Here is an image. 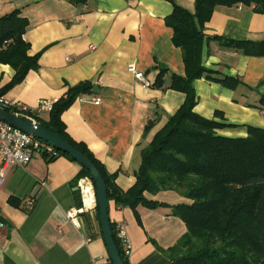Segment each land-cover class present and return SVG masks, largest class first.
<instances>
[{"label": "crops", "instance_id": "1", "mask_svg": "<svg viewBox=\"0 0 264 264\" xmlns=\"http://www.w3.org/2000/svg\"><path fill=\"white\" fill-rule=\"evenodd\" d=\"M193 11L194 0H174ZM18 9L27 19L23 38L28 54H39L35 70L4 93L10 102L35 108L39 100L55 101L67 87L83 81L90 94L79 96L61 115L67 134L83 142L94 157L115 174V183L127 190L135 181L140 150L183 103L184 94L168 88L172 73L183 75L181 50L171 41L164 18L172 12L169 0H0V16ZM201 63L215 71L211 77L237 78L235 89L206 77L194 80L201 117L233 124L219 133L246 135V126L264 129V111L256 105L264 96V55L250 56L221 47L213 36L233 40L264 41V14L243 5L218 6L203 30ZM160 64L164 67L161 68ZM144 74L150 85L137 80L128 66ZM163 74V85L153 86ZM14 70L0 63V88ZM99 98L94 103L92 98ZM220 112L221 116H215ZM48 112L38 114L47 118ZM151 129L143 135L147 121ZM80 165L65 156L46 161L34 153L24 166H10L0 181V264H110L96 209L81 216L74 227L66 210L78 205L75 186ZM40 182H44L40 185ZM38 186L31 210L23 198ZM145 196L169 206L189 203L173 191ZM9 199H13L15 204ZM140 222L129 207L109 201L110 222L125 226L129 264H171L160 249L173 246L185 233L171 207H138Z\"/></svg>", "mask_w": 264, "mask_h": 264}, {"label": "trees", "instance_id": "2", "mask_svg": "<svg viewBox=\"0 0 264 264\" xmlns=\"http://www.w3.org/2000/svg\"><path fill=\"white\" fill-rule=\"evenodd\" d=\"M68 1L77 4L86 0ZM169 1L172 12L164 22L172 30L173 45L181 50L184 74L172 73L168 88L183 93L184 101L140 150L135 181L127 190L116 185L115 174L108 173L83 142H77L67 134L61 120L62 113L79 96L91 93L90 82L67 87L65 93L52 103L46 119L36 112L23 114L85 154L102 175L108 202L113 201L117 207H129L138 222V207H171L172 215L181 219L186 227L173 246L160 249L171 264H264V129L248 125L245 136H226L219 131L234 127L233 124L207 119L193 111L196 103L194 80L204 76L229 89L241 84L233 77H211L215 71L202 65L205 23L218 6L240 4L264 14V0H194L192 12L174 0ZM27 24L18 9L0 16V63L8 64L14 70L11 80L0 88V95L19 84L28 71L38 67L39 54L29 55V44L23 38ZM211 39L223 48L244 55H264V41L233 40L222 36ZM164 72L156 76L153 86L160 88L163 85ZM256 107L264 111V96L259 97ZM4 110L14 112L10 107ZM215 116L220 117V112H215ZM153 124V120L146 122L143 135ZM41 155L46 161L65 156L76 162L59 151L57 156H49L43 151ZM81 176L89 177L88 171L80 165L77 178ZM160 191L176 192L189 203L169 206L145 196V193L154 195ZM9 201L15 204L13 199ZM110 227L122 260L129 264L116 236L115 224L110 222Z\"/></svg>", "mask_w": 264, "mask_h": 264}, {"label": "built area", "instance_id": "3", "mask_svg": "<svg viewBox=\"0 0 264 264\" xmlns=\"http://www.w3.org/2000/svg\"><path fill=\"white\" fill-rule=\"evenodd\" d=\"M128 71L132 72L134 77L144 86L150 85L144 74L135 70L133 65L128 66ZM94 103L99 102V98H92ZM54 101L39 100L35 108H31L21 102H10L3 95H0V108L10 107L14 110L11 112L16 115L26 116L24 112H36L37 114L48 112ZM46 152L49 156H57L58 151L50 144L34 138L32 135L24 133L13 127L5 121L0 120V181L2 180L5 170L10 166H24L33 157L34 153ZM44 182H40L43 185ZM75 186L79 194V204L66 210L68 221L76 228L80 227L81 216L84 212L95 210L97 203L95 197L94 186L88 176H81L76 179ZM38 186L33 188L32 192L23 198V206L26 210H31L35 201ZM2 224H0V227ZM116 236L119 239L125 256L130 254V245L126 233L125 226L122 222L115 224ZM91 264H97L92 261Z\"/></svg>", "mask_w": 264, "mask_h": 264}, {"label": "water", "instance_id": "4", "mask_svg": "<svg viewBox=\"0 0 264 264\" xmlns=\"http://www.w3.org/2000/svg\"><path fill=\"white\" fill-rule=\"evenodd\" d=\"M160 67L163 68L164 65L160 64ZM0 120L7 122L24 133L32 135L36 139L50 144L57 151L69 155L88 171L89 178L91 179L94 186L101 234L106 245L110 262L112 264H125L115 246L112 237L108 215L109 202L107 199L105 182L101 173L91 162V160L58 134L41 125L40 123L36 121L34 122L31 118L16 115L0 108Z\"/></svg>", "mask_w": 264, "mask_h": 264}]
</instances>
